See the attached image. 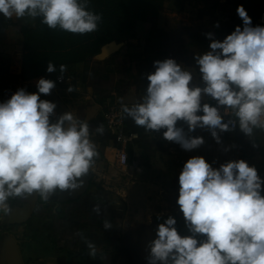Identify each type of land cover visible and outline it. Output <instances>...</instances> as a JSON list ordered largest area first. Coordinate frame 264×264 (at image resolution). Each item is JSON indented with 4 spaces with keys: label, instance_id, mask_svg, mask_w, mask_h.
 Masks as SVG:
<instances>
[{
    "label": "clouds",
    "instance_id": "9594fccd",
    "mask_svg": "<svg viewBox=\"0 0 264 264\" xmlns=\"http://www.w3.org/2000/svg\"><path fill=\"white\" fill-rule=\"evenodd\" d=\"M236 11L242 25L222 41L205 33L208 50L193 57L203 86L193 82V72L183 63L155 60L145 95L141 102L122 105L123 118L186 152L206 143L203 135H193L198 129L217 145L223 144V133L237 128L250 140L254 130L264 131V26H253L243 5ZM0 14L39 18L50 30L79 35L98 31L102 22L90 0H0ZM46 71H58L62 82L67 66L57 68L49 61ZM35 86L36 92L21 87L0 102V212L5 214L11 210L10 198L35 194L48 201L58 191L83 187L100 156L87 120L70 111L57 115V103L41 99L52 93L56 81L41 77ZM66 91L75 89L69 85ZM104 132L103 124L94 130ZM214 163L203 156L184 163L175 203L187 234L178 230L177 216L157 214L155 238L146 245L147 264H264V178L244 159L219 167ZM100 211V204L94 205L93 212ZM103 227L107 231L113 225L105 219ZM77 235L95 259L96 245L83 233Z\"/></svg>",
    "mask_w": 264,
    "mask_h": 264
},
{
    "label": "rangeland",
    "instance_id": "374dc122",
    "mask_svg": "<svg viewBox=\"0 0 264 264\" xmlns=\"http://www.w3.org/2000/svg\"><path fill=\"white\" fill-rule=\"evenodd\" d=\"M239 5L246 9L253 26H264V0H165L159 18L150 30L139 32L138 39L115 40L120 45L118 50H110V54L104 56L106 45L99 55L75 65V70L68 72L72 74L73 93L56 86L50 95L41 94V99L57 103V115L70 111L89 122L91 138L100 156L83 187L63 193L58 191L48 201L38 197L32 218L25 226L9 222L14 215L30 209L35 194L10 198L11 210L3 213L0 220V264H11L9 257L14 242L20 247L27 243L48 244L50 254L58 255L64 264H145L137 254L141 241L155 234L157 214L177 216L178 230L187 234L175 203L178 176L187 159L203 156L209 163L215 161L213 167L227 160L244 159L250 166L255 165L264 178V145L253 148V143L258 144L254 140L237 142L231 132L223 133V144L217 145L208 132L198 129L193 135H203L206 143L191 152L173 142L141 135L135 141L140 167L134 173L117 166L110 134L106 131L103 135L94 133L100 125L101 108L105 104L124 102V99L129 106L141 102L148 83L146 76L155 70V60L173 58L183 63L193 72V82L203 86L193 57L208 50L210 40L205 33L213 32L222 41L237 25H242L236 11ZM217 22L219 27H215ZM6 68L4 76L10 75ZM13 93L14 87L4 89L0 102ZM127 124L129 131L136 126L130 118ZM230 145L235 147L225 153L223 147ZM129 153L132 160L133 147ZM77 192L80 195L73 201L66 200ZM96 204H100V215L93 212ZM105 219L112 223L111 230L105 231ZM77 232L96 245L95 259L89 257L87 246Z\"/></svg>",
    "mask_w": 264,
    "mask_h": 264
},
{
    "label": "trees",
    "instance_id": "16d2710c",
    "mask_svg": "<svg viewBox=\"0 0 264 264\" xmlns=\"http://www.w3.org/2000/svg\"><path fill=\"white\" fill-rule=\"evenodd\" d=\"M164 2L165 0H90L92 9L102 14V22L98 31L84 35L71 34L59 29L50 30L37 18L33 27L25 26L21 30L23 56L19 80L27 82L51 74L46 71L49 61L57 68L61 64L66 65L69 72L75 65L83 64L99 55L102 47L115 40L138 39L139 32L150 30L152 24L159 18ZM4 21L5 24H0V28L13 25L11 20ZM5 64V60L0 57V100L3 97L2 91L11 89L14 80L11 73L8 76L3 75L7 70ZM68 75L72 76L70 73ZM99 124H103L102 119ZM126 125L128 132L138 134V137L148 135L137 126L129 131L127 121ZM105 131L112 138L106 128ZM61 211L59 210V213Z\"/></svg>",
    "mask_w": 264,
    "mask_h": 264
},
{
    "label": "crops",
    "instance_id": "0c3cea01",
    "mask_svg": "<svg viewBox=\"0 0 264 264\" xmlns=\"http://www.w3.org/2000/svg\"><path fill=\"white\" fill-rule=\"evenodd\" d=\"M4 20H11L13 22V25H9L7 27L0 28V57L5 59L7 67L9 68L10 73L13 76L14 80H13V86L12 87L15 88V92L17 91V89H19L21 87L25 88L30 93L34 92L35 90H37L35 85H36V81L39 78L31 80V81H27V82H22L19 80V76H20L21 71H22V56H23L21 30L25 26L33 27L35 25L36 19L35 20H32L30 18L29 19H16V18L6 19L2 16V14H0V24L1 25L5 24L6 21H4ZM7 53H9V54H7ZM70 69L75 70V66L70 68ZM70 69H68V70H70ZM67 72L68 71L65 72L64 78L69 77ZM59 75L60 74L57 71L56 73H51V74L44 76V78L56 81L57 87H62V88L66 89L71 84H67V85L58 84L57 83V77ZM69 78H71V77H69ZM72 82H73V80H72ZM124 103H126L127 105H130V104H128V102H126L125 99H124ZM54 118L55 117H53V119ZM126 121L128 123V118ZM147 134L151 136V134H149V132H147ZM231 134H233V136L237 139V142H244L246 140H250L249 138L244 137L239 132H231ZM136 135L138 137V134H136ZM157 140H159V139H157ZM252 140L256 141L259 145H264V141L261 137V134L256 135ZM135 144L136 143H134V146H133V152H134L135 156H139L138 155L139 149L136 147ZM113 151H114V155H115L114 148H113ZM3 217H4L3 212H0V220L3 219ZM26 224L27 223H25L24 226ZM17 226L21 227L23 225H17ZM13 246H15L17 248L19 255L21 257L22 264H34L36 262L38 264H64V263H61L58 255L50 254V249L48 248L49 247L48 244H45V246H44L42 244L36 245L33 243H27L24 247H20L16 242H14L11 245V247H13ZM24 252H25V254H24ZM66 263H69V262H66ZM132 264H135V263H132ZM136 264H138V263H136Z\"/></svg>",
    "mask_w": 264,
    "mask_h": 264
},
{
    "label": "built area",
    "instance_id": "2783aa9c",
    "mask_svg": "<svg viewBox=\"0 0 264 264\" xmlns=\"http://www.w3.org/2000/svg\"><path fill=\"white\" fill-rule=\"evenodd\" d=\"M228 20H225L227 22ZM57 83L60 85H67L72 83V79L67 77L64 78V80L61 82L57 80ZM126 103L124 102H117L114 104H105L101 108V119L103 122L104 127L111 133L112 140L111 143L113 145V148L115 150V161L119 168L122 170L130 171L131 173H134L135 171L139 170L140 167V161L137 156H134L131 160L129 148L134 146V143L136 139L138 138L136 135V138L133 139V134L128 132L127 125H126V118H123L122 113V105ZM229 115H231V112L229 111ZM179 123L182 122H178ZM164 130H161V133ZM245 136L242 132L239 131L237 128L236 131ZM155 139L164 140L162 137V134H152L149 132ZM261 134V137L264 141V131H261L259 129L254 130V137L256 135Z\"/></svg>",
    "mask_w": 264,
    "mask_h": 264
},
{
    "label": "water",
    "instance_id": "95a60500",
    "mask_svg": "<svg viewBox=\"0 0 264 264\" xmlns=\"http://www.w3.org/2000/svg\"><path fill=\"white\" fill-rule=\"evenodd\" d=\"M119 47H120V45H118L116 42L113 41V42L109 43L104 48L103 55L108 56L110 54V50H113V49L118 50ZM79 195H80V193L77 192L76 196L73 199L77 198ZM37 201H38V196L35 195V197L32 200V204H31L30 209L27 212H23L21 214L14 215L13 219L9 223L15 224V225H24L25 223H27L32 218V215L34 213V209L36 207ZM154 238H155V234L148 236V237H145V239H147L148 242H149V239L152 240ZM11 249H12V251H11V254L9 257L11 264H22L21 257L19 255L17 248L15 246H13V247H11Z\"/></svg>",
    "mask_w": 264,
    "mask_h": 264
},
{
    "label": "flooded vegetation",
    "instance_id": "af4514ba",
    "mask_svg": "<svg viewBox=\"0 0 264 264\" xmlns=\"http://www.w3.org/2000/svg\"><path fill=\"white\" fill-rule=\"evenodd\" d=\"M75 196H76V195H75ZM75 196H67V197H66V200L69 201V202H70V201H73V198H74ZM151 238H152V237H151ZM151 238H150V239H151ZM150 239H149V241H150ZM147 243H148V240L144 238V239L141 241V250H139V252H138V254H137V256H138L141 260H143L145 264H147V262H146V260H145L144 258H145V256L148 254L147 251H146V245H147Z\"/></svg>",
    "mask_w": 264,
    "mask_h": 264
}]
</instances>
